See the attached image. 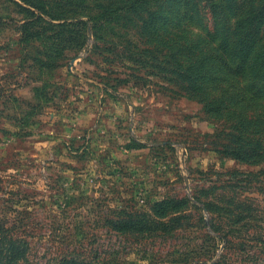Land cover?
<instances>
[{
	"label": "rangeland",
	"instance_id": "1",
	"mask_svg": "<svg viewBox=\"0 0 264 264\" xmlns=\"http://www.w3.org/2000/svg\"><path fill=\"white\" fill-rule=\"evenodd\" d=\"M12 1L20 6L0 0V220L23 225L28 263L53 264L81 243L110 264H264V162L219 152L234 146L230 132L249 135L233 130L235 117L209 116L154 75L155 37L168 42L181 28L203 36L195 22L211 25L210 4L176 27L167 9L177 0H27L46 15L85 23L74 30L82 38L76 46L40 33L50 20L34 9L37 22L24 26L28 6ZM238 3L264 21V0ZM215 4L219 25H237L245 14L241 5L231 13L226 1ZM111 40L133 51L130 42L142 62L112 60L100 51ZM244 111L264 115L263 100ZM201 191L219 205L234 201L236 213L237 201L248 208L223 219L232 246L213 239L206 213L199 228L156 239L135 241L107 227L112 209L149 212L154 202Z\"/></svg>",
	"mask_w": 264,
	"mask_h": 264
},
{
	"label": "trees",
	"instance_id": "2",
	"mask_svg": "<svg viewBox=\"0 0 264 264\" xmlns=\"http://www.w3.org/2000/svg\"><path fill=\"white\" fill-rule=\"evenodd\" d=\"M9 1L17 7L20 6L12 0ZM19 1L28 6V9H25L28 22L24 26L31 27L33 22H37L31 9L40 14H47L44 9L27 0ZM215 1L217 0H177L167 9L168 12L171 11L168 17H172L174 26L179 27L181 25L178 21L185 19L187 23L192 21L190 14L196 7L210 4L212 21L209 27L202 21L195 22L204 32L203 36L187 33L183 28L178 30L179 33H169L168 42L157 35L155 45L161 47V50L151 58L157 63L154 75L176 87L177 90L172 91L176 96L200 103L209 116L235 117L238 123H235L233 130L239 137L249 135V138L234 137L230 132L228 136L234 146L226 145L219 152L241 163L257 165L264 162V115L250 114L251 112L244 110L251 102L254 104L259 100L264 102V49H258L264 21L261 17L248 13L252 5L238 3V0H224L229 12L232 13L241 5L245 14L237 25L229 26L227 21L219 25L217 21L219 4L216 5ZM159 8L157 14L166 21L163 9ZM46 16L50 20L45 21L49 28H42L40 33L54 32L53 39L59 42L65 44L72 42L76 46L82 44L79 41L82 39L81 35L74 30L82 31L83 27L86 28L85 23L79 19L72 22L66 18ZM38 19L41 20L39 17ZM240 27L242 31L235 33L234 29L237 31ZM94 29L95 25H92L91 31ZM92 35L95 37L94 33ZM103 45V49L97 47L94 49H101L100 51L112 56V60L122 62L125 59L134 62L133 64L142 62L138 50L130 42L127 45L131 46L133 51H125L124 47L114 40L104 41ZM165 50L169 52L165 53ZM133 78L138 81L141 79L134 75ZM261 174H264V170ZM203 194L204 191L198 192L192 199L188 197L162 199L154 202L149 212L112 209L105 221L109 230L124 237H131L135 241L162 238L179 230L199 228L202 223L207 222L213 229L215 235L213 239L224 241L225 247L232 246L233 243L228 241V237L233 231L231 225L226 226L229 228L227 230L222 229L223 219L228 220L229 217L236 219L240 213H246L248 208L244 203L237 201L240 212L236 213L233 209L234 201L219 205L209 201L210 197ZM192 211L196 214L199 212L197 218L191 214ZM204 213L212 216L211 219L205 222ZM8 224L10 223L0 220V264H29L30 245L22 229L23 225L17 224V221ZM91 250L79 243L76 248L59 257L53 264H110V261L97 251Z\"/></svg>",
	"mask_w": 264,
	"mask_h": 264
}]
</instances>
